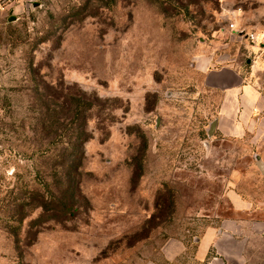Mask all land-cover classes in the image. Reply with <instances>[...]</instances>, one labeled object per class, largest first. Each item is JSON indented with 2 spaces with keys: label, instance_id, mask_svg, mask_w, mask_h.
I'll return each mask as SVG.
<instances>
[{
  "label": "rangeland",
  "instance_id": "1",
  "mask_svg": "<svg viewBox=\"0 0 264 264\" xmlns=\"http://www.w3.org/2000/svg\"><path fill=\"white\" fill-rule=\"evenodd\" d=\"M223 68L264 101V0H0V264H208L223 221H264V136L220 117L207 73ZM46 84L97 106L76 206L18 225L14 205L55 193L60 146L34 135ZM256 236L250 264H264Z\"/></svg>",
  "mask_w": 264,
  "mask_h": 264
},
{
  "label": "trees",
  "instance_id": "2",
  "mask_svg": "<svg viewBox=\"0 0 264 264\" xmlns=\"http://www.w3.org/2000/svg\"><path fill=\"white\" fill-rule=\"evenodd\" d=\"M42 98L46 102L47 110L39 116L37 125L40 128L35 129L34 135L37 137L35 141L42 140L48 145L60 146L55 155L51 175L54 179L55 193L33 192L28 197V201L25 197L21 201V205H14L12 211L14 215L11 217L15 216L13 217L15 219H11L18 225H21L28 214L36 209L45 211L60 209L67 213L68 210L70 211L76 206L77 163L83 153V144L88 139L85 119L87 113L97 106V98L83 92L75 93L71 91L70 87L63 85L46 84L43 87ZM75 121L79 122V126L75 130L76 133L73 134L69 132V126L75 125ZM25 210L28 214H25Z\"/></svg>",
  "mask_w": 264,
  "mask_h": 264
},
{
  "label": "crops",
  "instance_id": "3",
  "mask_svg": "<svg viewBox=\"0 0 264 264\" xmlns=\"http://www.w3.org/2000/svg\"><path fill=\"white\" fill-rule=\"evenodd\" d=\"M207 84L213 88L225 90L226 100L220 109L221 118H232L233 127L232 132L237 134L246 133L247 125H251L252 131L259 128V133L264 136V101L261 99L259 92L250 85L242 83L243 79L234 70L225 69L218 70L216 72L207 73ZM214 75V77H212ZM213 79H210L211 77ZM232 79L230 84L229 79ZM237 97L236 104H233L231 108V99ZM234 100V102H235ZM235 105L236 109H235ZM257 114V115H256ZM258 121L254 120L258 118ZM245 119L246 127L243 126V122H238V119ZM237 119V121H236ZM260 122L259 127H257ZM264 149V142L258 141L255 145ZM240 197V196H239ZM242 202L239 204L241 208H247L249 204ZM259 207H264L262 202L259 201ZM251 205L249 209H251ZM240 209V208H239ZM219 235L213 238H207L202 245L205 247V253L203 254V260L206 261L209 253L213 258L208 260V264H250L251 256L250 251L256 247L253 244V237H257V234L264 233V221L249 220H225L222 222ZM262 247H264V241L262 240ZM216 257V258H215Z\"/></svg>",
  "mask_w": 264,
  "mask_h": 264
},
{
  "label": "water",
  "instance_id": "4",
  "mask_svg": "<svg viewBox=\"0 0 264 264\" xmlns=\"http://www.w3.org/2000/svg\"><path fill=\"white\" fill-rule=\"evenodd\" d=\"M216 122H213L211 124V129H210V134L213 132L214 128H215ZM257 159V167L259 168V170L264 174V163L262 162L261 158L259 156H256Z\"/></svg>",
  "mask_w": 264,
  "mask_h": 264
},
{
  "label": "built area",
  "instance_id": "5",
  "mask_svg": "<svg viewBox=\"0 0 264 264\" xmlns=\"http://www.w3.org/2000/svg\"><path fill=\"white\" fill-rule=\"evenodd\" d=\"M233 27H234V25H231V28H233ZM242 34H244V31H241L240 35H242ZM246 37L249 38L252 41L256 40V36L253 33H247Z\"/></svg>",
  "mask_w": 264,
  "mask_h": 264
}]
</instances>
